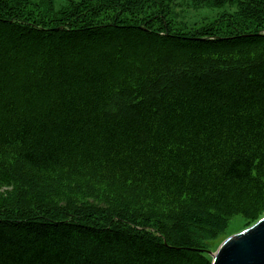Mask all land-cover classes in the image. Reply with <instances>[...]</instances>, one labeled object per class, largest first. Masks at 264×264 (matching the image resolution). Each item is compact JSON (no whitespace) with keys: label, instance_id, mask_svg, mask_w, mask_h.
<instances>
[{"label":"trees","instance_id":"16d2710c","mask_svg":"<svg viewBox=\"0 0 264 264\" xmlns=\"http://www.w3.org/2000/svg\"><path fill=\"white\" fill-rule=\"evenodd\" d=\"M169 1L0 0V184L9 158L28 176L0 203L37 211L83 187L137 229L0 220V264H210L232 219L264 216V0H192L236 6L216 34L182 28ZM233 48L260 55L207 67Z\"/></svg>","mask_w":264,"mask_h":264},{"label":"rangeland","instance_id":"374dc122","mask_svg":"<svg viewBox=\"0 0 264 264\" xmlns=\"http://www.w3.org/2000/svg\"><path fill=\"white\" fill-rule=\"evenodd\" d=\"M30 1L38 3L41 0ZM51 1L54 10L59 11L68 2L78 3L81 0ZM163 6H166V4H163ZM170 8L173 12L175 20L182 26V28L191 30L194 33L206 30L208 34H216L218 31L219 27L216 29L211 28L213 23L227 18L229 15L234 14L237 10L236 6L233 5H227L221 9H214L205 6H194L192 5V0H170L168 4V11H170ZM156 10L157 7L151 5V7L148 8V13L155 12ZM222 32L227 33L226 30H222ZM259 55L260 51L257 49L241 51L238 48H233L232 50L229 49V52H225L219 56L206 58L208 59L206 63H208L207 67H212L217 70H226L232 67H242L249 61L258 59ZM1 167L6 169V171L11 175L14 184L13 186H5L0 184V197L9 196L10 194L8 192L12 194L14 188L18 189L20 194L23 195L22 193L26 191V180L28 178L26 170L25 173H23V167H21L17 161L11 158H9L5 164H1ZM49 181L52 182V179ZM56 182H58V184H56ZM65 183L66 181L64 184H62L59 180L54 179V182H52L50 185L54 187L58 186L59 188L63 189L62 187L65 185ZM101 188H104V186H101ZM77 192H79V195L73 202L70 201L63 192H58L54 198V201L47 203L45 202V205L43 203L39 204L40 207L37 211L35 206H30L35 207L34 209H30L29 207H26L28 204H25L22 201L18 203L5 201L0 203V220L5 222L15 219L19 221L25 219L44 218L68 222L76 221L95 223L98 225H110L119 229L131 228L137 230L133 226L122 221V213H125V207L122 208V206L119 205L118 199L113 197L106 198L105 196H102L101 191H98L97 195L95 194V197L92 198L86 195V188L83 187L79 188ZM125 195L131 198V195H127L126 193ZM143 201L150 202L152 200L143 199ZM68 203L70 204L67 205ZM142 208H147V205L143 206ZM159 208L163 212H152L158 214L159 216L149 224L150 226L148 228L146 226L145 229L151 235L156 237H159L160 234H167L166 222L162 218V215L165 214L166 211L162 207ZM256 223V221H245L241 217L232 219L222 232V235L209 243V252L214 253L226 239L247 230Z\"/></svg>","mask_w":264,"mask_h":264},{"label":"water","instance_id":"95a60500","mask_svg":"<svg viewBox=\"0 0 264 264\" xmlns=\"http://www.w3.org/2000/svg\"><path fill=\"white\" fill-rule=\"evenodd\" d=\"M208 255L210 264H264V217Z\"/></svg>","mask_w":264,"mask_h":264}]
</instances>
